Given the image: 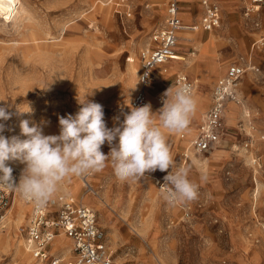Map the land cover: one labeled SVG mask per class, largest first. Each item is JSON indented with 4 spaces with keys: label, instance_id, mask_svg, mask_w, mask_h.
Here are the masks:
<instances>
[{
    "label": "rangeland",
    "instance_id": "rangeland-1",
    "mask_svg": "<svg viewBox=\"0 0 264 264\" xmlns=\"http://www.w3.org/2000/svg\"><path fill=\"white\" fill-rule=\"evenodd\" d=\"M7 1L21 16L14 21V14H0V105L8 104L11 113L0 121L2 134L25 139L20 122L28 120L45 135H58V117L75 115L81 107L78 99L87 96L102 105L106 127H118L139 88V53L162 24L166 0ZM188 2L183 19L193 22L199 11ZM219 2L220 27L212 33L191 32L187 45L188 30L178 34L176 52L185 60H173L165 74L159 67L162 77L148 95L157 114L163 106L155 98L175 87L178 73L193 81L192 94L201 100V110L186 135L194 133L207 112L216 79L230 63L244 61L250 43L259 38L243 17L240 0ZM252 54L256 70L238 85L240 105L232 103L223 115L217 149L196 154L187 150L180 134L168 135L176 166L188 168L189 179L198 186L197 199L170 204L163 198L160 186L171 168L121 182L110 162L86 178L71 177L55 194L68 193L95 211L106 237L103 247L118 264H264V144L244 148L248 120L264 131V50ZM130 64H135L134 73ZM110 150L107 142L101 146L106 156ZM6 165L20 176L25 167L11 160ZM13 207L0 223V264H31L24 234L29 209L20 200Z\"/></svg>",
    "mask_w": 264,
    "mask_h": 264
},
{
    "label": "clouds",
    "instance_id": "clouds-1",
    "mask_svg": "<svg viewBox=\"0 0 264 264\" xmlns=\"http://www.w3.org/2000/svg\"><path fill=\"white\" fill-rule=\"evenodd\" d=\"M87 97L78 99L81 107L75 115L58 117V135H45L42 127H30L28 120H21V135L26 138L9 139L2 134L5 125L0 123V189L16 191L41 208L65 181L100 172L110 162L121 182L139 181L148 172L171 168L164 177L163 198L170 204L197 199L198 186L189 179L188 168L176 166L168 143L169 134L188 130L197 111L198 102L187 83L172 86L163 94V107L157 114L150 104L132 108L112 129L106 127L102 105ZM9 107L0 105V121L11 118ZM116 140L118 143L112 146ZM105 142L111 148L107 156L101 151ZM10 160L25 165L18 183L12 168L6 165Z\"/></svg>",
    "mask_w": 264,
    "mask_h": 264
},
{
    "label": "built area",
    "instance_id": "built-area-1",
    "mask_svg": "<svg viewBox=\"0 0 264 264\" xmlns=\"http://www.w3.org/2000/svg\"><path fill=\"white\" fill-rule=\"evenodd\" d=\"M240 1L245 20L250 22L254 29H260L264 0ZM179 2L180 0H166L162 24L152 31L147 45L139 53V88L130 101V110L146 104L151 105L147 90L155 82L156 68L164 67L165 73V66L175 60L178 34L185 30L211 32L221 25V7L217 0H197L201 16L193 25L184 23L180 16ZM254 50H264V37L253 41L251 52ZM255 70L256 66L250 56L244 61L230 64L225 73L216 79L211 89L209 108L188 141V146L194 153L207 154L219 146L223 135L222 118L227 105H240L238 85L247 72ZM181 82L187 83L193 93L194 83L185 74L175 76L174 86ZM163 98V95L155 98L157 106H163ZM245 128V148L250 146L249 142L255 139L256 134V139L264 141V132H258L253 121L248 120ZM180 138L184 139L185 135L181 134ZM183 155L184 158L187 157L186 152ZM9 167L12 168V176L18 183L19 170ZM165 187L160 186L162 190ZM17 200L29 209L24 234L31 264H118L112 253L103 247L105 235L98 226L95 211L74 196L61 193L54 196L45 206L37 208L33 203L22 199L18 192L0 189V223L6 221ZM186 213L189 215V210ZM60 240H66L68 248L61 246L53 250V245ZM65 249L67 252H64Z\"/></svg>",
    "mask_w": 264,
    "mask_h": 264
},
{
    "label": "crops",
    "instance_id": "crops-1",
    "mask_svg": "<svg viewBox=\"0 0 264 264\" xmlns=\"http://www.w3.org/2000/svg\"><path fill=\"white\" fill-rule=\"evenodd\" d=\"M185 1H187V0H180V2H179V5H180V16H181V18L183 19V16H185L186 15V11L184 10V2ZM218 1V3H219V5H220V2H219V0H217ZM189 4H188V7L189 8H191V7H193L194 5H196L197 6V9H198V11L199 12H197V15H198V18H196L195 19V21H193V22H189V21H185L184 19H183V21H184V23L186 24V25H193V24H196L197 22H198V20H199V18H200V16H201V8H200V6H199V4H198V2H197V0H189V2H188ZM191 4V5H190ZM220 7H221V5H220ZM241 9H242V7H241ZM165 12V11H164ZM221 13H222V9H221ZM197 17V16H196ZM261 22H262V24H261V28L260 29H258V32H257V34L256 35H258L259 36V38L260 37H264V33H263V27H262V25L264 24V12L261 14ZM216 30V29H215ZM215 30H213V31H215ZM190 32H196V33H212L213 31H211V32H203V31H191V30H189ZM261 31V32H260ZM254 40H256V39H253V41ZM253 41L250 43V48H249V53H248V56H247V58L246 59H248V57H250L251 56V60H253L252 59V57H253V52H251V44L253 43ZM260 51V50H259ZM177 54H178V52H177ZM178 56L179 57H181L180 56V54H178ZM173 62V60L172 61H170L166 66H165V69L167 68V67H169V65H170V63H172ZM234 63V62H233ZM253 64H254V62H252ZM230 64H232V63H230ZM229 64V65H230ZM228 65V66H229ZM255 65V64H254ZM227 66V67H228ZM256 66V65H255ZM227 67H226V69H227ZM159 69V67H157L156 68V70H155V74H156V78H161L162 77V75L160 74L161 73V71H159L158 70ZM162 69H164V67H162ZM226 69H225V71H226ZM225 71H224V73H225ZM164 73V72H163ZM223 73V74H224ZM178 74H183V73H178ZM223 74H221V75H223ZM139 75V74H138ZM220 75V76H221ZM219 76V77H220ZM189 78V77H188ZM203 78H206V77H202L201 79L203 80L202 82H204V79ZM191 80V79H190ZM192 81V80H191ZM157 82H156V79H155V82H154V84L147 90V95H149V91H150V89H153L152 87L156 84ZM211 94V93H210ZM162 96V95H161ZM149 98V97H148ZM150 101V100H149ZM230 105H232V103H230V104H228L227 105V110L228 109H230L231 108V106ZM200 110H201V104L198 102V106H197V111H196V114L197 115H199L198 113H200ZM201 120H202V118L200 119V121H199V124L201 123ZM198 124V125H199ZM198 127V126H197ZM196 131V130H195ZM195 131H194V133H195ZM261 132H264V131H261ZM194 133L192 134V135H186L185 133H182V134H184L185 135V138L184 139H182V140H186L187 142L189 141V139L194 135ZM181 135V134H180ZM247 140V139H246ZM246 140H245V142H244V145L247 143L246 142ZM257 142L258 143H262V144H264V141H261L260 139H252L251 140V142H249V147L248 148H246V149H251L252 148V146L254 145V143H256L257 144ZM221 143H222V141H221ZM221 143L219 144V146L221 145ZM218 146V147H219ZM217 147V148H218ZM216 148V149H217ZM245 148V147H244ZM187 157H188V155H187ZM61 194V193H60ZM66 194H68V193H66ZM56 196V195H55ZM85 205V204H84ZM87 206V205H86ZM105 239H106V237H105ZM62 241H64V240H60V241H58V242H56L54 245H53V247H52V249L53 250H55V249H57V248H61V247H59V246H62V245H60V244H62ZM58 243V244H57ZM68 243V242H67ZM64 248V247H63ZM65 252V251H64ZM68 256V255H67Z\"/></svg>",
    "mask_w": 264,
    "mask_h": 264
},
{
    "label": "bare ground",
    "instance_id": "bare-ground-1",
    "mask_svg": "<svg viewBox=\"0 0 264 264\" xmlns=\"http://www.w3.org/2000/svg\"><path fill=\"white\" fill-rule=\"evenodd\" d=\"M191 5V4H190ZM7 13V14H9V15H12V14H14L13 15V18H14V21L15 20H18V19H20V14L18 13V11L16 10V9H14L13 7H12V5L7 1V0H0V14L1 13ZM187 18H189V16H187ZM188 33H187V35L184 37V43H185V45H187V44H189L190 43V38H191V32L188 30L187 31ZM28 35H29V33H28ZM30 36V35H29ZM34 37V36H33ZM33 41H34V38H33ZM175 60L174 61H181V60H185L183 57H179L178 56V54L175 56V58H174ZM135 69H136V67H135V64H130V71L132 72V73H134V71H135ZM165 74V73H164ZM138 81V80H137ZM139 85V83H137V86ZM201 100H198V102H200ZM151 103V107L153 106V103L152 102H150ZM190 148H189V146H188V148H187V150H189ZM191 150V149H190ZM192 151V150H191ZM186 153H187V151H186ZM187 155V154H186ZM191 159H192V161L194 162V163H199L198 162V160L192 155L191 156ZM85 184H86V187H87V189L88 190H91V187L85 182ZM92 192H93V190H92ZM21 203V202H20ZM23 205V204H22ZM14 208V207H13ZM13 208L11 209V212L10 213H12V210H13ZM58 244V243H57ZM60 245H62V247H65L64 245V243L62 242V244H60ZM59 247H61V246H59Z\"/></svg>",
    "mask_w": 264,
    "mask_h": 264
}]
</instances>
